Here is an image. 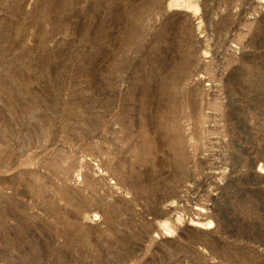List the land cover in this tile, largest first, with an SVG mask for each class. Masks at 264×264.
I'll list each match as a JSON object with an SVG mask.
<instances>
[{
    "label": "rangeland",
    "instance_id": "rangeland-1",
    "mask_svg": "<svg viewBox=\"0 0 264 264\" xmlns=\"http://www.w3.org/2000/svg\"><path fill=\"white\" fill-rule=\"evenodd\" d=\"M0 264H264V0H0Z\"/></svg>",
    "mask_w": 264,
    "mask_h": 264
}]
</instances>
